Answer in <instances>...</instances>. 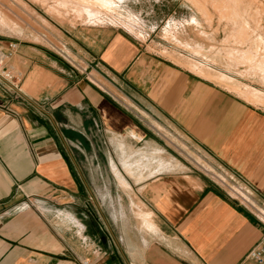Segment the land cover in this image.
Returning a JSON list of instances; mask_svg holds the SVG:
<instances>
[{"label": "crops", "instance_id": "crops-1", "mask_svg": "<svg viewBox=\"0 0 264 264\" xmlns=\"http://www.w3.org/2000/svg\"><path fill=\"white\" fill-rule=\"evenodd\" d=\"M50 18L17 28L18 89L0 84V264H257L264 109L118 27Z\"/></svg>", "mask_w": 264, "mask_h": 264}, {"label": "rangeland", "instance_id": "rangeland-1", "mask_svg": "<svg viewBox=\"0 0 264 264\" xmlns=\"http://www.w3.org/2000/svg\"><path fill=\"white\" fill-rule=\"evenodd\" d=\"M62 1L0 0V43L6 46L15 40L18 27L43 32L41 16L60 24L84 21L118 27L148 41L149 49L264 109V0H112L116 7L102 9L95 18L79 15L71 5L64 8ZM48 7L61 9L65 16ZM244 89L259 95L254 98ZM120 191L127 193L122 187Z\"/></svg>", "mask_w": 264, "mask_h": 264}, {"label": "built area", "instance_id": "built-area-1", "mask_svg": "<svg viewBox=\"0 0 264 264\" xmlns=\"http://www.w3.org/2000/svg\"><path fill=\"white\" fill-rule=\"evenodd\" d=\"M16 49L17 44L15 42H10L6 46L0 43V84L6 82L14 89H18L19 81L16 71L8 65V62L15 53ZM0 108L13 112L12 109H10L5 103L1 101V98ZM248 259L254 261L257 264H264V237L249 251Z\"/></svg>", "mask_w": 264, "mask_h": 264}, {"label": "bare ground", "instance_id": "bare-ground-1", "mask_svg": "<svg viewBox=\"0 0 264 264\" xmlns=\"http://www.w3.org/2000/svg\"><path fill=\"white\" fill-rule=\"evenodd\" d=\"M58 1V0H57ZM43 2V1H42ZM45 3V2H44ZM47 4V3H46ZM113 4H114V7H116V3L115 2H113L112 0H63L62 2H61V6L63 5V7L64 6H66V5H71V6H73V7H71V8H73V10L74 11H76L79 15H87L89 18H91V16H94V18H95V16H99V14L101 13V10L102 9H109V8H111V7H113ZM41 5H42V3H41ZM96 5H98V6H101V7H96ZM70 7V6H69ZM52 8V10H54L56 13H58V15H62V12L64 13V11H62L61 12V9L60 8H58V9H60V10H57V9H55V8H57V7H48V9L50 10ZM65 8V7H64ZM63 8V10H65ZM70 8V9H71ZM66 12V11H65ZM53 13V12H52ZM64 16H65V13L63 14ZM7 19H8V17H6ZM4 19V21L5 22H9V20H7V19ZM199 46V45H198ZM200 53V52H199ZM225 79H229V77L227 76H225L224 77ZM222 79V78H221ZM225 79H223V80H225ZM237 88V87H236ZM238 89H240L239 87H238ZM249 89V88H248ZM242 90V89H241ZM245 90V89H244ZM237 91V90H236ZM244 93H248V94H250V95H252V96H254V98H256L259 94L258 93H256V92H253V91H251V90H245V91H243ZM242 94V93H241ZM258 94V95H257ZM260 97V96H259ZM122 179V178H121Z\"/></svg>", "mask_w": 264, "mask_h": 264}]
</instances>
